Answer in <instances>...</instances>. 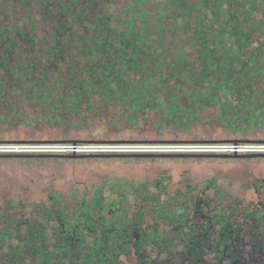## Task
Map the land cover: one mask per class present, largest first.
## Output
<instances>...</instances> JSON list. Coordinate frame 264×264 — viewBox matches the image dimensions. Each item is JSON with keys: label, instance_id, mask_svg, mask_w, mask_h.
Returning a JSON list of instances; mask_svg holds the SVG:
<instances>
[{"label": "trees", "instance_id": "obj_1", "mask_svg": "<svg viewBox=\"0 0 264 264\" xmlns=\"http://www.w3.org/2000/svg\"><path fill=\"white\" fill-rule=\"evenodd\" d=\"M7 94L51 125L101 105L189 130L210 108L244 134L264 124V0H0V104ZM165 178L111 179L116 197L98 187L71 208L52 195L0 230V264H264L263 203L238 211L209 179L230 204L187 181L164 198Z\"/></svg>", "mask_w": 264, "mask_h": 264}, {"label": "rangeland", "instance_id": "obj_2", "mask_svg": "<svg viewBox=\"0 0 264 264\" xmlns=\"http://www.w3.org/2000/svg\"><path fill=\"white\" fill-rule=\"evenodd\" d=\"M164 1L148 0V5L154 8ZM121 4L122 1L116 6ZM42 25L47 24L43 22ZM4 100L0 104V114L5 115L0 120V141L264 140V124L244 134H233L222 126L215 109L210 108L205 109L203 119L193 122L189 130L176 127L170 121L165 123L155 112L130 125L124 115L120 114V108L101 105L96 110L98 114L89 115L83 122L74 120L70 125H51L44 118L40 122L35 121L36 117L42 115L34 105L8 94ZM14 108L30 122L15 117ZM162 175H165L167 184L164 198L177 189L185 190L187 181L197 188L195 193L205 192L215 196L212 206L230 204L229 200L216 195V188L207 186L206 180L209 179L215 181L214 185L222 194L240 201L236 204L238 211L264 204V157H0V230L8 227L7 223L13 219L30 217L39 208L51 207L52 195H58L71 208L81 196L92 197L98 187H102L103 193L108 195L111 179L124 178L138 183ZM111 197H116V194L112 193ZM131 200L137 202L133 196ZM246 218V215L237 218L244 223V229L249 226ZM149 221L150 217L147 219ZM260 229H264V220L261 221ZM243 236L244 242L250 244L252 237L247 231ZM119 259L127 264H135L136 261L135 257L126 255Z\"/></svg>", "mask_w": 264, "mask_h": 264}, {"label": "built area", "instance_id": "obj_3", "mask_svg": "<svg viewBox=\"0 0 264 264\" xmlns=\"http://www.w3.org/2000/svg\"><path fill=\"white\" fill-rule=\"evenodd\" d=\"M141 140V141H0V153L78 154V153H264V142Z\"/></svg>", "mask_w": 264, "mask_h": 264}, {"label": "water", "instance_id": "obj_4", "mask_svg": "<svg viewBox=\"0 0 264 264\" xmlns=\"http://www.w3.org/2000/svg\"><path fill=\"white\" fill-rule=\"evenodd\" d=\"M63 141H77L65 139ZM124 140H120L123 142ZM201 141H209L207 139H202ZM217 141H256L264 142L261 139H221ZM12 156H21V157H150V158H211V157H234V158H254V157H264V153H246V154H225V153H83V154H15V153H0V157H12Z\"/></svg>", "mask_w": 264, "mask_h": 264}]
</instances>
